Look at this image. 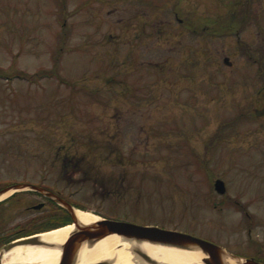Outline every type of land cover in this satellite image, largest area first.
Returning <instances> with one entry per match:
<instances>
[{"label": "rangeland", "instance_id": "rangeland-1", "mask_svg": "<svg viewBox=\"0 0 264 264\" xmlns=\"http://www.w3.org/2000/svg\"><path fill=\"white\" fill-rule=\"evenodd\" d=\"M125 3L156 22H175L171 8L185 6L0 0V177H22L28 167L36 178L45 160L47 185L99 217L264 253V30L161 28L125 60L123 42L107 53L102 43L109 32L124 38ZM124 76L131 94L119 88ZM217 178L224 194L214 190Z\"/></svg>", "mask_w": 264, "mask_h": 264}, {"label": "flooded vegetation", "instance_id": "flooded-vegetation-1", "mask_svg": "<svg viewBox=\"0 0 264 264\" xmlns=\"http://www.w3.org/2000/svg\"><path fill=\"white\" fill-rule=\"evenodd\" d=\"M183 1H185V6H180L182 7V11L179 7L171 8L175 22L169 20L168 22H156L155 17L149 18V16L145 15L144 11L141 10L142 6L129 4L133 5L131 7L125 3L127 6L124 8V13H126L127 17H125V20H122L123 22L120 21L119 23L124 38L119 40V38L113 37L111 32L106 34V38L102 41L107 47L106 53L112 43L123 42L124 45L122 46L125 48V60L134 59V56H137L142 51L144 38L153 36L161 28L169 29L172 32L175 31V27H179L183 31H187L189 35L192 31L206 30L216 34V36L228 35L230 32L237 33L245 29H256L259 32L264 30V0ZM202 1L203 5L205 4L206 6H200L202 7V10H200L198 5L195 4H199ZM220 14L224 16L221 18L218 16ZM147 30H149V33L146 32ZM170 32L168 31V34ZM172 36L174 39L175 33H172ZM166 40V43L172 44V49L175 50L177 46L175 42L172 43V40L170 41L167 38ZM262 40H264V36L260 38V41ZM181 43V41L178 42V44ZM181 47H183V53L187 61L190 59L192 50L189 36ZM207 48V45H203L200 47V50L208 54ZM208 58L209 54L204 61H207ZM150 62L155 63V61ZM168 62L165 61V63ZM223 62L226 65H232L228 56L223 58ZM126 80L127 77L124 76L122 82L119 84L123 95L133 92V87L129 86ZM127 90L130 92L128 93ZM38 126L41 135L47 136L46 139H49L53 132L48 129V125L44 123L43 119L39 120ZM70 136L73 137V140L77 142L76 145H78V139L75 140L73 134H70ZM36 170L39 175L36 178L27 176L30 174L28 167L22 168V177L11 179L0 177V250L18 238L39 234L41 231L47 229L48 226L57 224L64 219L65 210L57 203L55 197L63 198L69 203H71V199L66 197L57 187L47 185V165L45 160L41 161L40 166ZM21 185L29 186V188L13 189L14 186ZM45 191H49L52 195H47L44 193ZM235 253L240 257H253L264 262V253L261 250L248 254L238 251ZM4 255L0 257L1 264Z\"/></svg>", "mask_w": 264, "mask_h": 264}, {"label": "bare ground", "instance_id": "bare-ground-1", "mask_svg": "<svg viewBox=\"0 0 264 264\" xmlns=\"http://www.w3.org/2000/svg\"><path fill=\"white\" fill-rule=\"evenodd\" d=\"M73 213L80 225L91 224L98 219V216L89 210L76 208ZM73 228L75 225L69 224L36 234L41 241L48 243L47 246L17 244L3 256L2 264H57L61 255L59 246ZM135 246L155 260V264H204L202 258L205 254L201 250L126 241L114 233L92 244L83 243L77 252L76 264H94L99 261H106L108 264H152L133 254L132 249ZM225 262L235 264L229 256L225 257Z\"/></svg>", "mask_w": 264, "mask_h": 264}, {"label": "water", "instance_id": "water-1", "mask_svg": "<svg viewBox=\"0 0 264 264\" xmlns=\"http://www.w3.org/2000/svg\"><path fill=\"white\" fill-rule=\"evenodd\" d=\"M214 188L219 193L225 192L224 182L220 179L215 180ZM57 200L68 210L72 222L75 225V228H73V230L68 234L63 244L59 246L61 255L57 264H76L77 252L83 243L92 244L102 237L113 233L119 235L126 241L148 242L157 245H170L176 247L178 246V248L201 250L205 254L202 258V262L204 264H227L225 262L226 256H229L232 260H234L235 264H263L252 258H240L228 252L222 246L206 239L186 232L161 228L155 225H140L128 221L100 218L91 224L80 225L75 220L73 208L63 199L57 198ZM17 244L47 246L48 243L41 241L38 236L26 238L5 246L2 250H0V257L3 252H9ZM132 252L136 256H139L152 264L156 263L155 260H153L146 252L137 246L132 249ZM94 264H108V262L99 261Z\"/></svg>", "mask_w": 264, "mask_h": 264}, {"label": "trees", "instance_id": "trees-1", "mask_svg": "<svg viewBox=\"0 0 264 264\" xmlns=\"http://www.w3.org/2000/svg\"><path fill=\"white\" fill-rule=\"evenodd\" d=\"M65 216H66V219H65V220H63V222H62L61 224H59V225H63V224H66V223H68V222H69V217H68V215H67V214H65Z\"/></svg>", "mask_w": 264, "mask_h": 264}]
</instances>
